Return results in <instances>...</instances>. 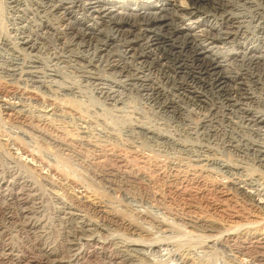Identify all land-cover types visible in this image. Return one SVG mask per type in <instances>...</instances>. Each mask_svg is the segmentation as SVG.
Listing matches in <instances>:
<instances>
[{
    "label": "rangeland",
    "instance_id": "obj_1",
    "mask_svg": "<svg viewBox=\"0 0 264 264\" xmlns=\"http://www.w3.org/2000/svg\"><path fill=\"white\" fill-rule=\"evenodd\" d=\"M25 2L29 4L27 1ZM235 3L237 6L236 13H239V11L242 13L250 11L248 10L249 3H245L244 0ZM27 4L26 7L31 10L30 4ZM35 15V12L25 15L22 11L14 9L8 0H0V29L2 31L0 34V85L3 86L0 87V94L2 95L0 96V173L2 174L0 175V190L2 189L0 191V264H58V259L66 260L67 258L66 261H68V256L72 253V249L70 248L72 243H77L80 241V238L101 239L100 241L108 242V244L102 248L95 249L94 247H90V250H87L88 255L82 263L71 261L67 264H110L108 261L110 256L117 254L124 255V253L125 257H131L137 262L134 264H138L140 261L142 263L140 262L139 264H161L162 262L164 264H171L166 261V258L171 252L176 250L177 257L180 256L177 258V264L182 263V261H184L182 264H191L190 262L192 261H195L194 263L201 261L203 264H241L247 262V257L241 256L239 259L235 256L234 260L232 252L224 253L218 247L212 249L210 247L205 248L203 245L202 247H198L197 245L200 244L199 246H201L202 244L200 240H204L202 238L204 234L195 229H191L190 231V227H185L183 223H180V226L177 224L178 226H173L170 229L163 228L162 230H157L153 227L152 223L147 222L146 219L151 220V218H154V220H157V218H163L164 215L165 217H170L171 215L168 214L169 210L179 213L182 217L200 219L205 224L208 223L218 233L227 232L236 237L242 234L264 235V207H261L256 200L250 201L247 198L245 199V196L243 197L242 194H238V192L233 190L234 184L232 185L229 182V177L227 176V178L225 174V177L224 175L215 174V171H217L215 167L212 168L213 166H211L207 168L200 166L201 164L187 165L184 163V159H182L183 161L181 160L182 162H179L172 157V155L178 156V152L176 153L175 150L164 148L151 142L148 143L146 140H138L139 138L136 137H133V140L131 136L129 137L130 132L125 127L127 121L138 117L137 119H133V121L137 120L150 125V128L156 132L157 130L158 132H163L164 130L167 134V131L170 130L169 132H171V128H174L175 131L178 129L176 132H180L185 129L186 121L181 120L180 122L174 114L166 113V115L165 113L158 112L153 107L150 108V105L141 96L125 95L127 94L125 90H119V95H117L120 97V100L116 96L118 102L113 101L115 105L117 104V108L119 105L118 110L120 109V114H117L118 117L116 112L112 113L114 112V110H111L112 108L108 110V107L104 103H100L102 99L98 100L95 97V90H92L91 87H87L89 89H86L82 85L79 87V94L76 93L75 96L73 94L69 95L68 90L65 89L68 85L67 82L71 80L74 83H80L81 78L78 80L77 73L67 67L68 65L66 64L68 62H65L60 57V49L58 50V47L54 45L56 43L54 42L52 45L46 36L38 34L37 25L39 24V18ZM256 18L255 21L249 23L251 29L259 26L264 27L263 17L260 18V15H257ZM4 33H8V39H11L10 41L17 50L22 47L20 52H24L20 54V58L14 55L16 53L10 52L8 48L3 46L4 50L2 49L1 39L4 38ZM12 39H15V41ZM18 40H30L27 42L35 43V50L30 51L24 45H17ZM53 46L57 50L54 49V51ZM37 52H40L42 56H40V53L37 55ZM46 54L50 57L52 56L51 60ZM43 55L48 58L44 61L46 63L49 61L50 67L48 63L46 64L43 61L45 59ZM13 62H21L19 67L23 69L18 68L19 71L26 70L27 68L31 69L32 65V68L35 67L34 69L40 75L41 80H43H25V76H20L19 79V75L10 77L11 75L8 72L6 73V71L11 68ZM57 62L58 65H55ZM25 65H29L30 67H26ZM59 65L63 66L60 67ZM61 69L64 70L62 71ZM114 69L116 68H111L110 70ZM61 73L64 74L62 75ZM11 78L12 80H10ZM61 81L62 83H59ZM36 86L39 87L37 88ZM16 89L22 90L21 96L18 95ZM50 89L52 90L50 91ZM115 89L117 88L115 87ZM26 91H29V93ZM82 91H85L86 94ZM109 92L113 91L110 90ZM111 94L114 95V93ZM67 96L72 97L69 98ZM24 97L26 100H23ZM75 97L78 101L76 99V101H73ZM103 105L106 109H104ZM97 107L99 109L101 107L102 109L101 115L103 116L100 117H105L99 121L100 124L104 130L109 129L115 133V136L106 138L98 136L97 138V135L94 134L96 127L100 128V126H95L98 120H96L93 114V111H98ZM204 110L205 108H203ZM104 111L106 112L105 114ZM126 112H128L127 115L125 114ZM88 113L92 114L90 123L92 126L90 125L91 128H89V136L83 133V125L85 124L82 120L85 114V117H88ZM123 114L129 116V118L123 117ZM107 115L112 116V118ZM190 118L194 120L196 116L191 115ZM158 128H161V130ZM18 138H20L21 142ZM140 143L143 144V148L139 147V145L141 146ZM146 144L151 147L146 148ZM20 147H23V151L25 152H21ZM159 148H162L160 149L161 151ZM166 155L168 156L165 157ZM226 155L221 154L224 160L228 157H230L231 161L234 160V155L232 156L231 154L232 158L230 155ZM179 156L181 155L179 154ZM232 163L235 165L233 161ZM246 163L248 165L239 164V166H242L240 172L241 178L249 179L250 183L253 182L251 184L255 188L264 187L262 186V183H264L263 179L257 180L259 179L258 177L264 175L263 172L258 170L256 165H251L250 162ZM9 172L11 173L9 174ZM15 173L18 174L16 175ZM237 182L234 186H239L237 184L240 183ZM240 185L243 184L241 183ZM29 191H31L30 194ZM146 193L154 194L157 204L149 202V197ZM31 197L35 198L32 199ZM22 208L24 211H22ZM29 208H34L35 210H29ZM130 223L137 226L140 225L146 233H149L143 232L139 237L135 235L131 237L132 230H129ZM164 229L167 230L164 231ZM191 233L193 234L191 235ZM82 235H87L88 237H83ZM135 237L141 238V240L144 239L145 243L152 242V244L157 242L158 239L160 241L166 239V241L164 240L165 242L162 241L166 245L164 247L167 249V252L159 250L157 247L153 248V250L144 247L145 249L143 248L141 252L139 250L132 253V251L125 249L126 245L124 244H128L130 238ZM153 238L154 240L151 241ZM51 249L54 250L52 251ZM162 251L164 252L161 253ZM136 258L139 260L137 261Z\"/></svg>",
    "mask_w": 264,
    "mask_h": 264
},
{
    "label": "bare ground",
    "instance_id": "obj_2",
    "mask_svg": "<svg viewBox=\"0 0 264 264\" xmlns=\"http://www.w3.org/2000/svg\"><path fill=\"white\" fill-rule=\"evenodd\" d=\"M8 1L13 5L14 9L16 8L22 11L23 14L25 15H29L31 13L33 14V12H35L36 14L35 16L39 18V24L37 25L38 34L41 36H46L49 39L50 44L52 43L54 44V42L56 43L54 45L58 47V50L60 49L61 52L60 57H62V59L65 60V62H68V64H66L68 65L67 67L69 69H72L71 71L74 70V72L77 73L78 80L81 78L80 83L79 82L74 83L71 80L67 82L68 85L67 88L65 89L68 90L69 95L73 94L75 96L76 93L79 94L80 93L79 87L82 85L83 87H86V89H89L87 87H91L92 90H95L96 93L95 97H97L98 100L102 99L101 101H104V102L100 101V103L102 104L104 103V105L108 107V110L109 108L110 109L112 108L111 110H114V112L112 113L116 112L117 115L120 114L119 111L120 109L118 110L119 105L117 108L116 106L117 104L115 105L113 101L118 102L116 96L119 95L118 94L119 90L122 91L125 90L127 93L125 95L141 96L147 101L148 105H150V108L153 107L158 112H162L165 114L166 113L174 114L180 122L181 120L186 121L185 129H183L180 132L179 131L176 132L178 129L175 131L174 128H171V132H169L170 130L167 131L165 128L167 134L166 132H164L163 129H162L163 132H161L160 131L161 128H158L160 129L159 130L160 132H158V130L156 132L154 129L150 128L151 127L150 125H147L137 120L133 121V119L138 118L137 115H136L137 118H133L130 121L126 120L127 122L124 121L126 122L125 127L130 132L129 137L131 136L132 139L133 137H136L139 138L138 140L140 139L144 141L146 140L148 141V143L151 142L161 147L175 150V152L176 153L178 152L181 156H179V154L177 153L178 156L175 157L172 155V157L179 162H182L183 161L182 159H184L185 160L184 163H186L187 165L193 166V165L201 164L200 166L207 168L211 166H213L212 168L215 167V169L217 170L215 171L214 169L215 174L217 173L222 176L225 174L226 177L227 176L229 177V182L232 183V185L233 184L235 185L237 181H238L237 183L243 184V185L237 184L239 186L233 185L234 188L233 190L238 192V194H242L243 197L245 196V199L247 198L250 201L256 200V202L260 204L261 207H264V187L255 188L251 184L253 182L250 183L249 179L241 178L240 172L242 166H239V164L248 165L246 162H250L251 165H256L257 169L263 172L264 174V27L259 26L255 29H251L249 26V23L257 19L256 18L257 15L258 16L260 15V18L263 17L264 20V0H244L245 3H249V5L251 6V7L248 6L249 8L248 10L250 11L246 13H242L241 11H239V13H236L235 11L237 10V6L235 2L240 0H237L235 2L234 0H8ZM25 1H27L30 4L31 10H29L26 7L27 3ZM259 11H261V13H259ZM1 33L2 31L0 29V34ZM6 34L4 33L3 35L5 36L4 38L1 39L2 49L4 47L8 48L10 52L16 53L14 55H17V57L20 58L21 57L20 54L24 52V51L20 52V49L22 47L17 50L10 41L11 39L10 40L8 39V33ZM13 41H15V39ZM27 41L18 40L16 44L17 45L21 44V46L24 45V47L26 46L28 50L34 51L35 43L32 44ZM56 47L53 46L52 47L53 50L54 49L57 50ZM46 49L49 48L46 47ZM53 50L51 51L53 52ZM39 53L37 52V55ZM40 56H42L41 53ZM46 56H48V54H46ZM46 56H44L45 59H43V61L46 60L47 58ZM48 57L51 60L52 56L51 57L48 56ZM48 62L49 61H47V63ZM20 64L21 62L20 63L13 62L11 68H9L6 71V73L8 72V74L11 75L10 77L19 75L18 76L19 79L20 76L21 77L25 76L24 77L25 80L26 79H29L31 81L43 80V79L41 80L40 75L34 69L35 67L32 68V65L31 67L29 65L27 66L25 65V66L30 67L35 71L29 68L23 71L22 70L19 71L18 68H20L19 67ZM55 65H58V62ZM111 68H116V69L110 70ZM56 69L58 70V68ZM60 72L58 71L59 74ZM19 79L18 81H20ZM10 80H12V78ZM50 83L52 82L50 81ZM59 83H62V81ZM0 87L3 86L0 85ZM115 87L117 89H115ZM52 89H50V91ZM16 90L18 91V95L21 96L22 90L21 89H16ZM110 90H112L113 92H109ZM11 92L13 91L11 90ZM26 92L29 93V91ZM82 92L85 93V91ZM62 93L64 94V92ZM111 93H114V95ZM0 96L2 95L0 94ZM67 97L71 98L72 96L71 97L67 96ZM76 97L74 98L73 101L76 100L78 101ZM23 100H26L25 97ZM105 106L104 109H106ZM203 108H205L204 110L205 112L203 111ZM98 111H93L94 117L96 118V120H98V121L95 120L97 122L95 126H100V128L96 127L94 134L97 135V138L98 136L101 138H106L110 136L113 137V135L115 136V133L111 132L109 129L104 130V128L99 122L100 120H103V118H105V117L103 118L100 117L103 116L101 115L102 114L101 107L100 109L98 108ZM106 112L108 111L106 110ZM106 112L104 111V114ZM127 113L128 112H126L125 114L127 115ZM126 115H124L123 117H125ZM191 115L196 116V118L193 120L192 118H190ZM85 116H83L82 118L85 124L83 125L84 128L83 133L88 135L90 130L89 128H91L92 126L90 124L92 120L91 118L92 114L88 113V117ZM110 118H112V116H110ZM125 118H129V116H126ZM177 124L179 123L177 122ZM90 134L92 133L90 132ZM18 139L20 140V138ZM142 145L143 144H141V146L139 145V147L143 148ZM146 145H147L146 148L151 147L148 146V144ZM20 148H21V152H25L23 151V147ZM160 149L162 148H159V150ZM221 154H225V155L228 154L230 156L232 154V156L233 155L234 157L236 156L235 158L233 157L234 160H232L235 163V165L232 163L230 157L224 160V157L222 158ZM167 156L168 155H166L165 157ZM33 161L35 162V160ZM196 167L198 168V166ZM10 173L11 172H9V174ZM258 173L260 172L258 171ZM0 175L2 174L0 173ZM260 175L262 176L261 173ZM258 178L259 179L257 180L263 179L264 182V175ZM262 186H264V183H262ZM30 192L31 191H29V194ZM146 194L149 197L148 199L149 202L151 201L153 203L155 202L154 204H157L156 197L154 194L153 195H151V193H146ZM33 209L29 208V210H33ZM22 211H24L23 208ZM171 212L172 211L168 210V214L171 215L170 217L169 216L165 217L164 215L163 218L161 219L157 218V220H154V218L153 219L151 218V220L146 218L145 219L147 220V222L152 223L153 227H155V229L157 230L158 229L162 230L163 228L170 229L171 227L176 226L177 224H179L180 226V223H183L185 227L186 226L190 227L189 229L190 231L191 229H195L201 231L204 234L202 237L204 238V240L203 239L200 240L201 238L199 239L202 242V244L201 246H199L200 244L197 245L198 247H202V245L205 248L210 247L211 249L218 247L219 250H221L224 253L232 252L233 258L235 256L238 258L241 256L247 257L248 258V260H246L247 262L245 261H244L245 263L240 262L241 264H264V235L242 234L239 237H236L227 232L218 233V231H216L214 228L209 226L208 223L205 224L200 219H196V218L194 219L193 217L192 218L182 217V215H180L177 212H172V213ZM138 217L141 218L140 216ZM129 225H130L129 230H132L131 237H133L134 235L136 237L137 236L139 237L141 233L145 232L142 229L143 227H140V225L137 226L131 223ZM165 230L167 229H164V231ZM192 234L193 233H191V235ZM86 236L84 235L83 237ZM136 237L130 238V242L128 244H124L126 245L125 249H127L128 251H132V253L139 250L141 252V250L144 247L148 249L150 248L151 250H153V248L155 247H157V249L159 250H165V251L167 250L164 247L166 246L164 243L166 239H164L165 240L164 241L161 238L164 242L158 239L157 241L158 243L154 242L152 244V242L145 243V241H143L144 239L141 240V238L139 239ZM79 240L80 241H78L77 243L75 241H74L75 243H72V246L70 247L72 249V253H70L71 255L68 256L69 260L66 261L68 258L66 260L58 259L57 260L58 264H67L70 263L71 261L75 263H82L85 260L84 258L88 255L87 252L90 250L89 249L90 247H94L96 249V248H102L106 244H108V242H102L100 241L101 239L97 240L95 238H80ZM153 240L154 238L151 241ZM184 245L186 246V244ZM176 251L171 252L168 255V257L166 255L167 262L171 264L178 263L177 258L180 256L177 257L178 254L176 253ZM163 252L164 251H162L161 253ZM205 252L207 251L205 250ZM119 255L117 254L110 257L108 256L109 257L108 261L110 262V264L137 263L131 257H125V253L124 255H120V256ZM51 258L54 259L55 257H51ZM136 259L137 261L139 260L138 258ZM140 262H138V264ZM183 262L184 261H182V263ZM194 262L192 261L190 263L203 264L201 263V261L196 263Z\"/></svg>",
    "mask_w": 264,
    "mask_h": 264
}]
</instances>
